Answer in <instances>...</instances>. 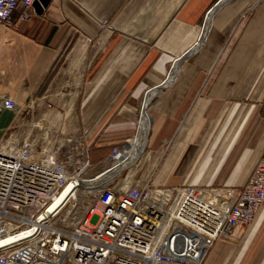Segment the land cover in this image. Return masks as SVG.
I'll return each mask as SVG.
<instances>
[{
    "label": "crops",
    "instance_id": "crops-1",
    "mask_svg": "<svg viewBox=\"0 0 264 264\" xmlns=\"http://www.w3.org/2000/svg\"><path fill=\"white\" fill-rule=\"evenodd\" d=\"M18 28L32 89L75 69L76 131L94 162L132 137L143 93L179 57L147 106V146L173 139L155 182L241 186L264 157V0H49ZM203 264H264V202Z\"/></svg>",
    "mask_w": 264,
    "mask_h": 264
},
{
    "label": "built area",
    "instance_id": "built-area-1",
    "mask_svg": "<svg viewBox=\"0 0 264 264\" xmlns=\"http://www.w3.org/2000/svg\"><path fill=\"white\" fill-rule=\"evenodd\" d=\"M34 1L0 0L1 122L14 118L32 90L18 25ZM175 59L143 93L138 118L156 87L174 81L165 82V76L174 71ZM138 133L137 120L132 136ZM131 139L112 145L95 163L89 157L93 144L84 137L64 159L11 138L2 141L0 242L35 230L1 247L0 264H203L214 241L236 235L264 202V157L241 186L167 187L151 179L131 181L129 174L119 178L145 149L134 158Z\"/></svg>",
    "mask_w": 264,
    "mask_h": 264
},
{
    "label": "rangeland",
    "instance_id": "rangeland-1",
    "mask_svg": "<svg viewBox=\"0 0 264 264\" xmlns=\"http://www.w3.org/2000/svg\"><path fill=\"white\" fill-rule=\"evenodd\" d=\"M170 65L171 61L168 63L167 70H169ZM75 76H77L75 69L69 67L62 71L49 86L32 89L26 104L16 113L14 118L10 122L0 121L2 128L0 143L11 138L16 140L18 145L23 143L31 145L36 152L51 151L60 159L71 155L77 145L75 141L78 137H84L83 132L76 131L75 99L77 91L75 90ZM135 126L136 122L132 135L135 133ZM172 143L173 139H166L157 148H149L146 145L135 163L123 171L119 178L130 173L131 181L139 180L140 183L146 179H151L155 182ZM111 146L108 147V152ZM92 151L93 146L89 152V157L90 161L94 162L90 155Z\"/></svg>",
    "mask_w": 264,
    "mask_h": 264
},
{
    "label": "bare ground",
    "instance_id": "bare-ground-1",
    "mask_svg": "<svg viewBox=\"0 0 264 264\" xmlns=\"http://www.w3.org/2000/svg\"><path fill=\"white\" fill-rule=\"evenodd\" d=\"M82 47H84V45ZM181 59H182V57L175 59L174 69H173L174 71L171 72L170 74L166 75L165 82L166 81L171 82L172 80L175 79V75H176V73L180 67ZM146 103H148L147 100L144 102V107H146L148 105V104L146 105ZM138 123H139L138 135L135 137L132 136V139L130 138L132 140V148H131L132 150L131 151H132V154L134 153V155H133L134 158H136L142 152L144 147L147 145V133H148V130H149V127L151 124V118H150L149 114L145 111L142 112L140 117L138 118ZM7 140L9 141V139H7ZM119 169H121V165L117 166L114 170H111L112 171L111 174H113L114 172H117ZM97 179H99V178H94V180L92 179V181L95 182Z\"/></svg>",
    "mask_w": 264,
    "mask_h": 264
},
{
    "label": "water",
    "instance_id": "water-1",
    "mask_svg": "<svg viewBox=\"0 0 264 264\" xmlns=\"http://www.w3.org/2000/svg\"><path fill=\"white\" fill-rule=\"evenodd\" d=\"M49 2V0H35L33 2V5L38 9L40 10L42 7H45L47 5V3ZM44 217V214H40L39 216H37L36 220L39 221L41 220L42 218ZM35 230V226H32L30 229L26 230V231H23V232H20V233H17V234H14V235H11L5 239H3L1 242H0V248L3 247V246H6L12 242H15V241H19V240H22L26 237H28L30 234L33 233V231Z\"/></svg>",
    "mask_w": 264,
    "mask_h": 264
}]
</instances>
